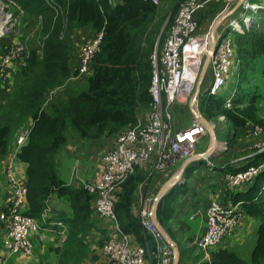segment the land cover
<instances>
[{
  "label": "built area",
  "instance_id": "2783aa9c",
  "mask_svg": "<svg viewBox=\"0 0 264 264\" xmlns=\"http://www.w3.org/2000/svg\"><path fill=\"white\" fill-rule=\"evenodd\" d=\"M8 1L15 4L13 0ZM149 1L156 6L160 4V0ZM237 1L239 0H175L177 9L162 48L159 54L153 52L151 56L150 102L146 107L138 104L134 112L136 124L121 129L115 135L112 146L101 158L99 178L96 181L77 179V186L92 197L91 221L99 225L104 241L101 254L114 264H170L175 256V246L166 241L160 226L153 221L154 204L151 206V194H143L142 189L138 190L132 210L142 229L152 239L153 248L141 246L134 234L124 232L114 208L122 184L136 168L153 175L152 178L158 185L161 177L171 173L177 162L197 155L196 144L208 128L192 111L193 123L187 128H178L174 116L187 103L190 108L191 95L208 56L211 81L207 96L220 95L232 76L237 64L234 35L248 25L254 12L258 9L264 11V6L243 0L239 6L241 13L238 19L228 21L236 10L233 5ZM218 5V12L204 27L202 19L207 13L216 10ZM222 16L226 17L212 37V27ZM5 18L6 22L9 21L6 16ZM5 34H11L14 39L1 60L0 79H7L14 67L23 69L28 57L23 41L16 37L17 33H13L4 25L0 37ZM102 43L103 32L100 31L95 32L94 36L81 46L77 62L72 69L77 78L92 75L93 61ZM54 93L53 90L45 96L41 110L46 109ZM231 103V98L226 99L224 107L230 108ZM33 124L31 117L25 119L3 163L2 174L10 192L5 201V210L0 214V223L5 228L0 264H7L8 259L16 255L31 256V236L47 231L45 215L40 222L22 211L28 186L14 172L17 156L28 144ZM149 164L151 166L148 169L146 166ZM261 168H264V164L259 168L250 166L237 169L234 173H226L225 178L231 192L246 188ZM240 212L238 204L224 205L218 200L209 203L206 209L205 233L193 243L204 252L205 259L208 251L219 247L236 227ZM54 225L61 227L59 235L62 241L65 240L64 224L56 222ZM79 237L85 242L88 238L85 235Z\"/></svg>",
  "mask_w": 264,
  "mask_h": 264
},
{
  "label": "trees",
  "instance_id": "16d2710c",
  "mask_svg": "<svg viewBox=\"0 0 264 264\" xmlns=\"http://www.w3.org/2000/svg\"><path fill=\"white\" fill-rule=\"evenodd\" d=\"M13 2L25 13L42 18L39 32L45 40L40 51H30L22 69L20 83L0 115V160L10 147L18 117L23 121L31 117L34 124L28 144L18 156L21 162L28 165V202L34 212H39L43 209V201L52 191L56 190L60 195L68 193L74 211L72 229L83 235L87 219L91 220V197L84 191L64 188L56 171L55 157L71 138L69 133L72 130L78 138L86 140L96 138L106 130L114 133L134 122V112L138 104L143 107L148 105L150 95L147 82L150 66L137 62V56L145 23L156 13L157 6L149 0H122V5L114 6L109 0ZM251 18H254V14ZM74 23L81 27H90L95 32L102 31L103 43L94 58L93 72L89 76L87 88L76 97L70 98L66 104L53 105L48 114L41 110L46 94L60 85L70 72V39ZM248 26L242 28L244 35L249 38L247 45L264 39V25L255 32H248ZM137 68L139 75L142 73V85L138 82ZM219 96H207V100L217 108L218 115L226 117L233 126H242L243 121H238L229 111L221 110L224 108L225 99L221 101ZM258 159L261 160L259 164L264 161V151L255 158ZM189 173L186 169V177ZM256 176L255 183L247 191L232 193L231 201L244 209V213L259 221L251 264H264V168ZM126 183L122 184L114 208L119 224L124 232L134 234L139 239H148L150 236L142 229L132 210L136 181L133 180L128 185ZM186 190L187 186L183 183L174 186L161 198L157 211L160 225H165L170 220L177 197ZM71 240L77 247L83 246L76 235ZM216 256L218 260L214 264L224 262L227 255L218 253ZM193 264L205 263H200L199 257L195 256Z\"/></svg>",
  "mask_w": 264,
  "mask_h": 264
},
{
  "label": "rangeland",
  "instance_id": "374dc122",
  "mask_svg": "<svg viewBox=\"0 0 264 264\" xmlns=\"http://www.w3.org/2000/svg\"><path fill=\"white\" fill-rule=\"evenodd\" d=\"M249 1L252 3H258L259 5L264 4V0H249ZM109 3L112 4L113 6L118 4L119 5L123 4L122 0H109ZM236 4H234L233 7H235ZM219 8L220 6L218 5L216 10L211 11L205 15V17L202 19V24L204 27H206L205 25L210 23L209 20H212L214 18ZM239 8L240 7L236 8L234 14L228 18V21L229 19L230 20L238 19V15L239 13H241V10ZM176 9H177V4L175 0H160V4L157 6L156 13L150 18H148L145 23L144 26L145 30L143 32V36L141 37L137 62L142 63L143 66L147 64L150 66V72L147 82L148 93L151 82V56L153 52L159 54L167 30L172 22L173 16L175 15ZM3 13H5V15ZM253 14H254V18L250 17V20L248 21V25H249L247 27L248 32H255L259 30L261 25L262 26L264 25V21H262L264 19L263 18L264 11L262 9H258ZM5 16L9 19V21L6 22ZM239 22L241 23L240 20ZM41 23H42V18L39 17V15H35V14L30 15L22 11L17 5L10 3L8 0H0V34L2 32L4 25L8 27V29L12 30L13 33H17L16 37H18L19 40L23 41L25 48L27 50L26 53L28 54V57L30 51L33 50L38 52L43 48L45 37L41 35V33L39 32ZM75 24L77 23H74V25ZM75 30L79 31L78 36L81 37V39L78 42L79 44H77L78 51L80 50L81 46L88 39L92 38L95 34V33L92 34L90 33V32H95L90 27L89 28L81 27L78 25V27L75 28L73 26L71 39H70L71 50L69 52L70 72L68 77L63 79L60 85L56 86L51 90V91L53 90L55 91V93L53 94V99L55 100L52 99L48 102L46 106L47 113L50 112V108L53 105L66 104L70 98L76 97L87 88V82L90 77L88 76L84 78H77L76 74L73 73L72 70L73 67L75 66L74 63L76 61V58L74 59L76 50L72 44ZM81 30L83 31L84 35L85 34L88 35L91 34V35L84 40V35H80ZM244 32L245 31L242 29L240 32L234 35V46L236 50L237 64L235 66V69L233 70L232 76L229 78L226 86L224 87V89L222 90L219 96L221 101H224V99L226 100L228 98L233 99L230 108L224 107L221 108V110L225 109L229 111L238 121H243L244 124L242 126H233L232 122L228 120L226 117H224L223 115H218L219 111L217 110V108L214 107L211 103H209L210 102L209 100H207L208 97L206 96V92L211 81L209 69L208 71H206V75L201 85L200 93L197 99V109H196V111H199L201 116L211 124L212 130L214 131L215 134V142L218 144L220 143L221 145L224 146V148L220 152L222 153V160H221L222 162L219 163H224V162L229 163L230 165H233L235 167L233 169H241V168L246 169L247 167L250 166L259 168L261 165L264 164V161L261 162V164H259L261 160L259 159L255 160V158H257V156L264 151V73H263L264 54H262V52L264 51V39L255 40L254 44L247 45V40L249 38L246 35H244ZM13 39L14 37L11 34H5L0 37V63L4 55L7 53L8 47L11 45ZM137 73H138V82H140L141 84L143 83V78L141 75L142 73L139 75L138 68H137ZM21 74H22V68L14 67L7 79H0V104H6L8 100L12 98L20 83ZM195 89L196 88H194V92L192 93L191 96L194 95ZM2 112H0V115L2 114ZM193 119H194V115L191 112L188 103L186 106L181 107L174 116L175 125L178 128H187L191 126L193 123ZM23 123H24L23 119L18 117V124L16 125V130L14 129L11 141L9 143L10 147L13 145V141L15 140L17 133H19V130ZM135 124H136V118L134 113V122L132 124L123 126L114 133H109L106 130L103 133H101L98 137L92 138L91 140L78 138L77 135L75 134V131L72 130L69 133V137H71V140L68 141L67 144H65L66 148L63 150L62 153H57L55 157V165L56 164L58 165L61 159L62 161L67 160L64 163H70L69 161H71L74 165L77 158L80 157L79 165H80V173L82 177L87 179L89 176H93L97 174V172L99 171V166L101 165V158L112 146L115 135L121 129L125 127H132ZM74 139H78L81 141H77ZM210 144H211V136H210V129H208L196 144L198 148L195 154L201 156H199V159H197L198 161L195 162V165L199 166L201 163H203L204 160H206L203 158V153L205 150H207ZM201 150L204 151L200 152ZM8 151L9 150H7L6 154L0 160V190H4L7 185L5 178L2 174V169ZM183 162L185 161L181 160L177 162L176 166L171 171V173L161 177L159 184L157 185L158 188H156L154 191L149 193V195L150 194L152 195V199H153L151 202V206H153V204L154 206L155 204H157L156 200L159 197L158 192L160 191L163 185L177 178L178 179L181 178L182 181L185 179V177L187 176L185 170L182 172V174H180L183 169L182 167V165L184 164ZM150 166L151 165L149 164L146 167L149 169ZM230 169H232V167ZM234 172L237 171H232L228 173H234ZM191 173L193 172H190V174ZM201 173L202 172H198L199 175H201ZM152 177L153 175H148L144 171L140 170V168H136L135 171L128 177V179H126L124 184L127 182L126 185H128V183L135 180L136 183L134 185L133 193L135 192L136 195L138 192V187L140 190L144 187L150 186L152 182L151 180ZM255 180L256 178L253 180L251 184H249L241 192L247 191L249 187L252 186L253 183H255ZM219 181L223 182V186L225 187L224 191L227 194L225 195L226 198L227 196L229 197L230 203H225V199H223L222 201L220 200L218 201H220L224 205L234 204L231 201L232 193L230 190L231 188L228 186L227 178L223 176V178H218V182ZM181 184H183V182H181L178 185ZM169 190L170 189L166 190V192H164V195ZM9 192L10 190L8 189L4 191H0V214L3 213L5 210V201L7 199ZM233 193H237V192H233ZM243 210L240 207L241 212L239 214L237 225L223 241L225 242V240L229 237L232 238V240L228 242L229 243L228 245H225V243L222 241L219 247H216L215 249L208 251L207 259L204 258L205 256L204 252H202L194 244L193 247H186V258H184L183 255L181 254L183 247H177L171 235H169L168 232L166 231L164 225L163 224L161 225L167 236L171 239L172 241L171 243L177 247L178 259L179 260L185 259L186 264H191V263L193 264V258L195 256L199 257L200 263L214 264V262L218 260L216 256L218 253L219 254L223 253L227 255L224 259V262H221L219 264H251V253L254 249L255 241L257 238V228L259 221L253 219L251 216L246 214V212L244 213ZM157 211H158V207L156 209V213ZM240 226L242 227L238 229ZM4 233H5V228L0 223V252L2 251V240ZM75 235H77V233ZM136 239L143 247H147V248L154 247V243L151 238L139 239V237H136ZM91 244L95 245V247L103 246L102 241L95 242L93 239ZM77 251L80 254L73 253L68 257L66 262H62V263L60 262L59 264H80L81 258L84 255V253L82 252V250L79 251V248ZM193 254H195V256L192 257ZM174 262H175V258L172 259L170 264H173ZM148 263L150 262L148 261Z\"/></svg>",
  "mask_w": 264,
  "mask_h": 264
},
{
  "label": "crops",
  "instance_id": "0c3cea01",
  "mask_svg": "<svg viewBox=\"0 0 264 264\" xmlns=\"http://www.w3.org/2000/svg\"><path fill=\"white\" fill-rule=\"evenodd\" d=\"M74 27L77 28L78 25L75 24ZM90 33L92 34L94 32ZM78 34L79 31L75 30L72 40V44L76 50V53L74 55V59L76 58L75 63L77 62L79 54V51L77 50V44H79L78 42L81 39ZM80 35H84L82 30L80 32ZM90 35L85 34L84 40ZM4 107L5 104H0V112L4 110ZM42 111L47 112L46 109ZM70 140L71 138L68 141ZM74 140L81 141L78 139ZM219 145L221 146L220 143ZM65 148L66 145H64L58 153H62ZM197 148L198 147L196 145L195 152H197ZM223 148L224 146L211 149V153L208 158L204 160L203 163H201L199 166L195 165V162L198 161L197 157L191 158V162L188 163L187 166L186 161L183 162L184 164L182 165V167L185 166V172L186 169H188L193 173H189V176L185 177L184 183L187 186V190L185 191V193L177 197L173 205L172 216L170 220L164 225V227L168 234L171 235L177 247H183L182 255L184 258H186V247H193L194 240L202 237L205 233L207 226L206 209L209 203L212 200L222 201L223 199H225V203H230L229 197L227 196L226 198L227 194L224 191L225 187L223 186V182H218V178H223V176H225L224 174L236 171V169H233L235 167L233 165H230L229 163H219L222 162V153L220 152ZM203 151L204 150H201L200 152ZM206 151L207 150H205L204 152ZM66 161L67 160L62 161L61 159L60 163L58 165L56 164L55 167L60 180L64 184V188H66L67 190L84 191L80 189L76 184L78 178L86 181H96L99 178L101 165L99 166V171L97 170V174L89 176L87 179H85L80 173V157L77 158L74 165L71 161H69L70 163H64ZM27 167L28 165L26 163L21 162L20 159L17 158V162L14 164V172L16 176L20 180H22V182L26 183V185H28ZM231 167L232 169H230ZM198 172H202L201 175H199ZM151 180L152 182L149 187L142 188L143 194H148L158 188L156 181L153 178ZM7 189L9 190L8 184L6 185V188L4 190ZM87 195L89 194L87 193ZM89 197L91 196L89 195ZM92 207L93 202L91 197L90 213L92 212ZM22 208V211L24 213L32 215V217L38 219L40 222L43 220V215H45V228L48 229V231H43L31 236V240L33 243V254L31 256L16 255L10 257L7 261V264H59L60 262H66L68 257L73 253H79L77 251L78 248L79 251L82 250V252L84 253L81 258L80 264H114L101 254V247H95V245L91 244L92 239L95 242L102 241L104 243L102 239V231L95 221L92 222L91 220L89 221L87 219L85 223L86 227L83 231L85 232L83 235L88 237L86 239V242L80 239L79 236L82 234L81 232H78L76 235V237L82 241L83 246L77 247L75 242L72 243L71 237L74 236L76 232L75 229H72L74 211L71 205L70 195H68V193L60 195L58 191H52L43 201V209L42 211L40 210L41 212H34L30 203L28 202V197L26 198V202L24 203V206ZM56 222H62L64 224V229H66V239L63 241L59 235L61 227H56L54 225ZM241 227L242 226H240L238 229H240ZM231 240L232 238L229 237L225 240V242H223L225 243V245H228V242ZM1 254H3L2 251ZM195 254H193L192 257L195 256ZM177 264H186V260L180 259Z\"/></svg>",
  "mask_w": 264,
  "mask_h": 264
},
{
  "label": "water",
  "instance_id": "95a60500",
  "mask_svg": "<svg viewBox=\"0 0 264 264\" xmlns=\"http://www.w3.org/2000/svg\"><path fill=\"white\" fill-rule=\"evenodd\" d=\"M242 2H243V0H239V1L237 2V4H236V6H235L234 9L238 8V7L241 5ZM233 11H234V10H233ZM225 17H226V16H222V17H220L218 20L215 21V23H214V25H213V27H212V30H211V36H212V37L214 36L215 30H216V29L218 28V26L222 23V21L224 20ZM211 51L213 52V50H211ZM208 63H209V56H208V57L206 58V60H205L204 66L202 67V70H201V75H200L199 81H198V83H197V85H196L195 93H194V95L192 96V98H191V100H190V109H191V111L194 113V115H196V112H198L199 116H197V117H198V118H199V119H200L205 125H206L207 123H209V122H208L205 118H203V117L201 116V114L199 113V111H196V109H197V99H198V96H199V93H200L202 79H203V77L205 76L206 71H207V69H208ZM209 124H210V123H209ZM210 136H211V142H212V140L215 141V134H214V131H213L212 129L210 130ZM210 153H211V144H210V146L208 147L207 151L203 153V155L206 154V157H203V158H204V159H207V157L210 155ZM199 156H201V155H198V154H197V155H195V156L192 157V158H196V157H197V158L199 159ZM190 159H191V158H190ZM190 159L186 160V166L188 165V163L191 162ZM184 168H185V166L183 167V169H182V171H181L180 174H182V172L184 171ZM181 182L184 183L185 181H184V180L182 181L181 178H179V180L174 181L173 183L167 182L165 185H163V186L161 187L160 191H159V197H158L157 204H155V206H154L153 221H154L156 224H158V225L160 226V231L164 234L165 239H166V241H167L168 243H171L172 241H171V239L167 236V234L165 233V231H164V229L161 227V225L159 224L158 219H157L156 209H157V207H158V202H159V200L164 196V192H166V190H168V189H172L174 186L180 184ZM174 258H175V262H174L173 264H177L179 259H178V250H177V247H176V246H175V256H174Z\"/></svg>",
  "mask_w": 264,
  "mask_h": 264
},
{
  "label": "bare ground",
  "instance_id": "6f19581e",
  "mask_svg": "<svg viewBox=\"0 0 264 264\" xmlns=\"http://www.w3.org/2000/svg\"><path fill=\"white\" fill-rule=\"evenodd\" d=\"M196 116H199V114H198V112H196ZM206 127L208 128V129H212V126H211V124H209V123H207L206 124ZM217 147H223L222 145L220 146L218 143H216L214 140H212V142H211V149H213V148H217ZM203 157H206V154L205 155H203ZM175 177V176H174ZM173 177V178H174ZM176 177H178V176H176ZM177 180H179L178 178L177 179H175V180H171L170 181V183H173L174 181H177Z\"/></svg>",
  "mask_w": 264,
  "mask_h": 264
}]
</instances>
